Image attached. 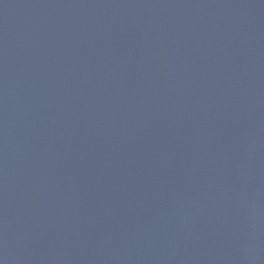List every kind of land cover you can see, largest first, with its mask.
I'll list each match as a JSON object with an SVG mask.
<instances>
[{"label":"water","instance_id":"95a60500","mask_svg":"<svg viewBox=\"0 0 264 264\" xmlns=\"http://www.w3.org/2000/svg\"><path fill=\"white\" fill-rule=\"evenodd\" d=\"M0 264H264V0H0Z\"/></svg>","mask_w":264,"mask_h":264}]
</instances>
